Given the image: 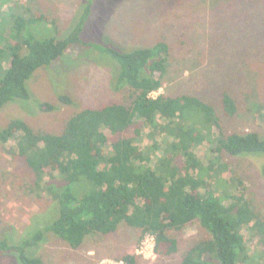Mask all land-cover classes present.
I'll return each mask as SVG.
<instances>
[{
  "label": "trees",
  "instance_id": "trees-1",
  "mask_svg": "<svg viewBox=\"0 0 264 264\" xmlns=\"http://www.w3.org/2000/svg\"><path fill=\"white\" fill-rule=\"evenodd\" d=\"M90 13L89 2L60 39H37L30 32L23 37L28 20L46 21L59 31L57 21L48 14L34 12L29 19H15L17 41L0 78V107L16 98H30L27 81L34 72L79 42L111 54L119 64L113 86H128L135 97L130 104L83 108L58 133L40 131L20 118L0 129V142L12 143L10 150L24 158L36 183L60 205L58 217L49 226L21 243L1 239L0 251L13 252L19 264H44L27 249L42 241L47 231L77 248L88 235L113 232L125 221L143 235L152 234L156 252L171 255L178 250V239L170 230L198 220L210 237L192 245L180 264H247L252 255L246 231L264 242V218L246 196L244 180L235 173L222 176L229 168L220 154L262 153L264 139L257 131L225 132L214 105L199 96H152L163 86L168 71L169 44L162 39L121 51L83 41L81 33ZM22 49L27 52L21 53ZM59 99L73 102L67 94ZM222 106L229 116L238 111L236 99L227 91ZM39 107L54 108L49 102ZM130 128L132 135L112 139ZM203 143L207 144L204 158L197 151ZM76 183L85 190L83 194L74 191ZM123 259L136 264L134 254Z\"/></svg>",
  "mask_w": 264,
  "mask_h": 264
},
{
  "label": "rangeland",
  "instance_id": "rangeland-1",
  "mask_svg": "<svg viewBox=\"0 0 264 264\" xmlns=\"http://www.w3.org/2000/svg\"><path fill=\"white\" fill-rule=\"evenodd\" d=\"M89 2L91 13L81 33L83 41L121 51L151 46L162 39L169 44L168 71L153 96H199L214 105L225 132L257 131L264 139V0H0V78L17 41V17L48 14L57 21L59 31L46 21L28 20L23 37L30 32L37 39H60ZM118 67L111 54L94 45L70 44L63 55L39 67L27 81L30 98H16L0 107V129L20 118L40 131L58 133L83 108L130 104L135 97L132 89L113 86ZM226 91L238 105L232 116L222 106ZM61 94L73 102H62ZM41 102L54 108L40 109ZM132 134L130 128L112 139ZM11 145L0 142V240L14 244L49 226L58 217L60 205L36 183L34 171L10 150ZM197 151L206 157L207 144ZM220 155L229 168L222 176L235 173L241 177L246 196L264 218V152L233 155L222 151ZM73 189L79 195L85 192L79 190V183ZM170 233L178 239V250L171 255L156 252L153 237L125 221L113 232L88 235L77 248L49 230L27 253L40 257L44 264H120L125 254H134L136 264H180L192 245L210 237L198 220ZM246 233L252 255L247 264H264V242ZM12 253L0 251V264H19Z\"/></svg>",
  "mask_w": 264,
  "mask_h": 264
},
{
  "label": "built area",
  "instance_id": "built-area-1",
  "mask_svg": "<svg viewBox=\"0 0 264 264\" xmlns=\"http://www.w3.org/2000/svg\"><path fill=\"white\" fill-rule=\"evenodd\" d=\"M155 92V91H154ZM153 93V92H152ZM153 96V95H152ZM153 237L154 241H155V237L152 235V234H149ZM125 263V260H121L120 264H124ZM126 264V263H125Z\"/></svg>",
  "mask_w": 264,
  "mask_h": 264
},
{
  "label": "crops",
  "instance_id": "crops-1",
  "mask_svg": "<svg viewBox=\"0 0 264 264\" xmlns=\"http://www.w3.org/2000/svg\"><path fill=\"white\" fill-rule=\"evenodd\" d=\"M65 241V240H64ZM66 242V241H65ZM67 243V242H66Z\"/></svg>",
  "mask_w": 264,
  "mask_h": 264
}]
</instances>
